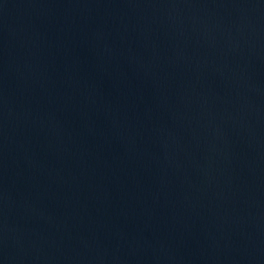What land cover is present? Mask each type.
I'll return each instance as SVG.
<instances>
[{"label": "water", "instance_id": "1", "mask_svg": "<svg viewBox=\"0 0 264 264\" xmlns=\"http://www.w3.org/2000/svg\"><path fill=\"white\" fill-rule=\"evenodd\" d=\"M0 264H264V0H0Z\"/></svg>", "mask_w": 264, "mask_h": 264}]
</instances>
